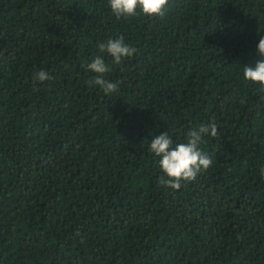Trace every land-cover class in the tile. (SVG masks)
Masks as SVG:
<instances>
[{"label":"trees","instance_id":"16d2710c","mask_svg":"<svg viewBox=\"0 0 264 264\" xmlns=\"http://www.w3.org/2000/svg\"><path fill=\"white\" fill-rule=\"evenodd\" d=\"M120 36L138 51L117 65L98 44ZM260 36L264 0L120 18L108 0H0V264H264V91L242 71ZM98 54L107 95L88 83ZM210 121L211 166L159 185L147 142Z\"/></svg>","mask_w":264,"mask_h":264},{"label":"clouds","instance_id":"9594fccd","mask_svg":"<svg viewBox=\"0 0 264 264\" xmlns=\"http://www.w3.org/2000/svg\"><path fill=\"white\" fill-rule=\"evenodd\" d=\"M169 0H108L109 7L117 18L121 16L133 17L143 14L148 17H163ZM139 10V12L137 11ZM257 52L261 59L252 66L243 67V79L259 84L264 91V36H260L257 44ZM100 53H107L114 64H121L123 60L133 57L137 49L124 42V37L108 39L98 44ZM86 69L94 73V77L88 82L91 86L99 88L107 95L118 90L120 81L112 82L105 79L109 72L108 65L101 55L91 58ZM33 79L45 82L52 79V76L45 70L33 73ZM205 136L213 138L218 136V127L215 121L207 124H200L197 129L189 130L183 142L173 144L172 138L165 131L154 136L151 142H147L148 149L159 159L157 165L164 174L159 177V185L166 186L172 190H178L183 182H191L197 178L202 170H206L212 164L211 159L201 151L200 144ZM260 175L264 178V166L260 168ZM167 177L165 179L164 177Z\"/></svg>","mask_w":264,"mask_h":264}]
</instances>
